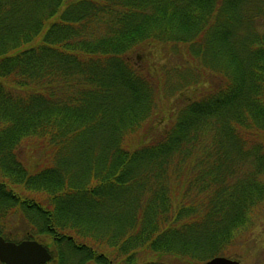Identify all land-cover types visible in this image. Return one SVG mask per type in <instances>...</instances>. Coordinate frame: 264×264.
<instances>
[{"label":"trees","instance_id":"obj_1","mask_svg":"<svg viewBox=\"0 0 264 264\" xmlns=\"http://www.w3.org/2000/svg\"><path fill=\"white\" fill-rule=\"evenodd\" d=\"M260 20L264 0H0V176L51 199L0 182V235L10 240L7 218L23 215L26 239L55 238V264H153L138 263L141 249L197 263L223 255L261 201ZM159 42L187 44L222 81L132 148L163 80L134 55ZM194 69L175 82L165 73L167 99L199 84ZM31 141L51 167L24 166Z\"/></svg>","mask_w":264,"mask_h":264},{"label":"rangeland","instance_id":"obj_2","mask_svg":"<svg viewBox=\"0 0 264 264\" xmlns=\"http://www.w3.org/2000/svg\"><path fill=\"white\" fill-rule=\"evenodd\" d=\"M253 28L262 33L264 31V23L260 20V22L255 23ZM135 53L134 58L137 59L139 56V61H143L142 66L148 67L155 76H158L159 79L163 80L159 90L160 93L157 94V109L152 118L148 120V122L142 127L141 131L132 139V141H130V146L132 148L157 140L168 125L176 119L180 108H183L195 100L201 99L207 92L216 89L217 84L222 81V77L218 73L202 69L201 61L193 58L191 47L187 44L153 43L142 46ZM193 68H195L201 75L199 84L189 86L178 94L172 95L167 99L165 97V91H163L164 86H162L165 73L172 77L171 79L175 82L178 77H192ZM260 137V139H257L260 142H257L256 144L260 143V145H263L264 134ZM34 142L35 141H31L28 145L21 148L20 160L24 166L30 171L51 167L54 163L50 160L51 157L48 155L47 149L41 148L38 143L36 144ZM246 149L247 148H245V150ZM251 156L254 159H260L261 164L264 162L263 152H258V154ZM242 157L244 160L246 158L245 162L249 167L250 163L253 162L251 157H246L244 155ZM259 169L260 170H257V175L261 184L258 185L260 193H258L257 197L259 201H261L252 208L248 215L247 224L237 231L233 242L226 247L223 255H220V257L239 261L240 264H264V193L262 189L264 188V169H262L261 166ZM250 176V172L244 169L238 177L242 180L249 181ZM0 182H6L9 185L8 188L12 189L13 193L20 194L25 198L28 197L34 199L41 204H43V202H46L47 204L51 200L47 192L27 191L23 186L10 183L9 180L2 176H0ZM32 231L33 229L29 226L23 215L16 214L7 218V234L11 241L17 243L21 242L25 240L27 235ZM35 240L46 245L50 253L55 257L57 247L53 236H37ZM137 258L138 263L203 264V262L197 263L188 261L173 254L152 253L148 249L139 250ZM49 264H55V262L52 261Z\"/></svg>","mask_w":264,"mask_h":264},{"label":"water","instance_id":"obj_3","mask_svg":"<svg viewBox=\"0 0 264 264\" xmlns=\"http://www.w3.org/2000/svg\"><path fill=\"white\" fill-rule=\"evenodd\" d=\"M52 259L47 246L37 240L13 242L0 235V263L2 264H47ZM203 264H240L226 257H215Z\"/></svg>","mask_w":264,"mask_h":264}]
</instances>
